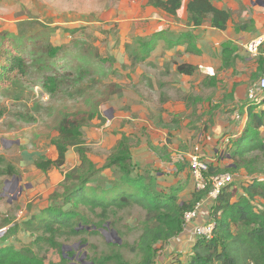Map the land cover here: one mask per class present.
I'll use <instances>...</instances> for the list:
<instances>
[{
	"label": "rangeland",
	"instance_id": "1",
	"mask_svg": "<svg viewBox=\"0 0 264 264\" xmlns=\"http://www.w3.org/2000/svg\"><path fill=\"white\" fill-rule=\"evenodd\" d=\"M115 1L0 0V45L8 51L16 46L25 57L24 75L0 89V245L20 248L35 243L36 234L24 233L23 221L51 205L71 206L64 205V175L79 164L76 148L68 149L59 168L45 163L57 157L52 142L59 139L68 116L82 121V148L92 166L84 175H91L88 185L97 194L119 175L107 163L124 136L131 163L137 172L154 176L158 191L180 187L178 197L191 198L194 186L187 154L198 145L214 172L233 175L227 185L230 199L244 195L254 210L264 211V197L250 198L244 191L253 179L264 182L263 156L255 152L256 162L244 165L228 153L221 155L222 148H234L246 125L244 107L264 110V99L254 102L249 97L263 76L257 66L264 57L239 58L228 68H206V50L199 55L174 52L166 42L174 35L157 32L148 22L139 23L140 34L124 37L118 23L101 21V13ZM234 16L231 24L237 30L238 15ZM183 41L189 43L187 48L195 47L194 39L191 44ZM47 44L61 46L66 54L59 67L47 54ZM187 57L196 63V71L177 73L176 65ZM259 131L264 134V126ZM226 138L230 140L223 147ZM215 205L182 223V231L166 243L155 244L153 264L187 262L197 238L195 229L214 221ZM78 211L84 217L78 235L61 239V250L42 244L46 264L139 260L132 247L145 222L140 207L111 209L106 221L83 207ZM247 229L239 226L234 232Z\"/></svg>",
	"mask_w": 264,
	"mask_h": 264
},
{
	"label": "trees",
	"instance_id": "2",
	"mask_svg": "<svg viewBox=\"0 0 264 264\" xmlns=\"http://www.w3.org/2000/svg\"><path fill=\"white\" fill-rule=\"evenodd\" d=\"M148 2L172 15L176 14L181 4V0H149ZM186 10L189 25L194 27L208 21L211 27L224 30L230 19L227 9L215 7L210 0H190ZM237 29L246 31L250 29V26L243 23L239 24ZM181 38L190 41L194 39V36L187 31L173 40L167 39L166 42L172 46L179 44ZM151 40L154 41V39ZM45 46L47 54L55 60L56 67L62 65V60L66 57V54L62 53V47L51 44ZM10 48L12 49L8 51L7 46L0 45V89L8 86L17 75L25 73V57L21 54L23 50L16 46ZM187 50L196 54L200 53L196 47ZM237 51L238 46L232 41L224 42L221 50V67L232 66L238 58ZM133 58L144 59L137 55H133ZM175 69L177 73L192 75L197 68L191 63H180ZM257 73L264 74L262 61L257 66ZM52 80L47 79V81ZM246 111L247 122L243 131L234 141V148L229 152L226 150L228 158H237L238 162L241 161L244 165L256 162L255 157L258 154L255 152L260 153L264 159V134L259 131V128L264 126V110L255 111L254 106L249 105ZM79 120L81 119L68 116L62 121L59 139L52 142L57 157L53 161L45 162L47 164L52 162L59 168L65 162L68 149L76 148L80 159L79 164L64 175V205L71 206L61 209L51 205L24 220V233H35L36 242L20 248L11 244L0 245V264H46L44 256L41 255L44 249L42 244L61 250V239H69L80 233L78 227L84 221V217L78 211L79 207L85 208L89 213L106 221L111 209L123 210L132 206L140 207L145 212L143 228L132 247L139 260L133 264H153L154 245L164 244L180 233L184 213L205 195L207 189L194 190L187 201L178 197L180 187L170 188L167 192L158 191L154 176L137 172V167L131 163L130 149L124 136L117 142L115 151L107 163L108 166L115 167L119 175L106 183L97 194L94 187L88 185L91 175H84L92 166L87 161L82 148L83 140L80 131L82 121ZM234 164H230V168L234 167ZM177 167L179 170L183 169L180 164H177ZM215 170L214 165L210 163L208 173H219L214 172ZM244 191L250 198L264 197V182L253 179L244 186ZM215 203L213 209L215 228L212 237H197L188 261H177L175 264H264V211L254 210L249 198L244 195L231 200L227 193V186L223 188ZM239 226H247L248 229L244 233L234 232ZM93 262L103 263L100 260Z\"/></svg>",
	"mask_w": 264,
	"mask_h": 264
},
{
	"label": "crops",
	"instance_id": "3",
	"mask_svg": "<svg viewBox=\"0 0 264 264\" xmlns=\"http://www.w3.org/2000/svg\"><path fill=\"white\" fill-rule=\"evenodd\" d=\"M148 1L116 0L114 5H109L110 7L106 11H103L99 18L104 22L118 23V31L121 30L122 33L120 34H124V37L129 34H140L139 31H136V28H139V23L144 25L146 22L157 32L165 30L172 36L174 35V37H171L172 40L177 38L181 33L189 31L194 36L195 47L200 53L206 50V68L221 67L222 44L228 40L238 46L236 63L239 58H252L245 54L241 45L250 38L264 32V4L260 5V2L264 3V0H210L215 7L227 9L230 13V19L224 30L211 27L208 21L198 27L189 25L186 7L190 0H181L180 7L177 9L175 15L152 6ZM235 14L236 16L238 15L237 21H239V24L247 23L250 29L246 31L236 30L231 24V19L235 17ZM179 41L181 42L172 45L171 49L173 48L174 52L182 50L185 53L184 55H191V51L187 50L188 44L182 38ZM187 59L181 63H191L197 66L193 60ZM242 94L240 93V96ZM244 111V117H246V107H244ZM232 127L231 125L229 128L232 129ZM221 146H223V142ZM133 160L138 164L137 160ZM137 171L139 170L137 169Z\"/></svg>",
	"mask_w": 264,
	"mask_h": 264
},
{
	"label": "built area",
	"instance_id": "4",
	"mask_svg": "<svg viewBox=\"0 0 264 264\" xmlns=\"http://www.w3.org/2000/svg\"><path fill=\"white\" fill-rule=\"evenodd\" d=\"M242 50L250 57H257L258 55L264 57V32L256 35L241 45ZM251 101L259 102L264 99V74L260 77L253 88L249 92ZM230 138H226L223 146L228 143ZM222 148L221 155L226 154ZM228 157V154H227ZM183 159V157H180ZM210 158L201 152L198 145H193L191 151L187 154V162L189 164V171L191 173L194 190L201 191L207 189L204 196L196 201L191 209L186 211L183 215V223L196 219L201 212L216 202L218 196L224 187H226L233 180V175L227 172L209 174L208 166L210 165ZM215 228V221L208 222L196 227L195 234L197 237L210 238L213 235Z\"/></svg>",
	"mask_w": 264,
	"mask_h": 264
},
{
	"label": "water",
	"instance_id": "5",
	"mask_svg": "<svg viewBox=\"0 0 264 264\" xmlns=\"http://www.w3.org/2000/svg\"><path fill=\"white\" fill-rule=\"evenodd\" d=\"M259 2H260V1H259ZM262 4H264V3H261V2H260V5H262Z\"/></svg>",
	"mask_w": 264,
	"mask_h": 264
},
{
	"label": "clouds",
	"instance_id": "6",
	"mask_svg": "<svg viewBox=\"0 0 264 264\" xmlns=\"http://www.w3.org/2000/svg\"><path fill=\"white\" fill-rule=\"evenodd\" d=\"M7 232V231H6Z\"/></svg>",
	"mask_w": 264,
	"mask_h": 264
}]
</instances>
